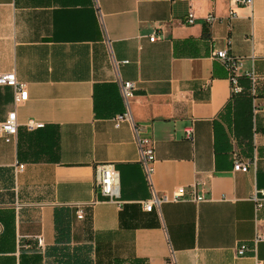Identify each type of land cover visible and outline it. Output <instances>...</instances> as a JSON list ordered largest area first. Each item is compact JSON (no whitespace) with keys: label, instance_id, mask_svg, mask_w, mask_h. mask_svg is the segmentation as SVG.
Returning a JSON list of instances; mask_svg holds the SVG:
<instances>
[{"label":"crops","instance_id":"obj_1","mask_svg":"<svg viewBox=\"0 0 264 264\" xmlns=\"http://www.w3.org/2000/svg\"><path fill=\"white\" fill-rule=\"evenodd\" d=\"M96 2L0 0V73L27 90L14 106L0 85V121L14 110L17 123L0 138V264H162L169 251L176 264H264V240L250 250L264 202L255 211L249 200L264 189V0ZM223 48L257 75L253 94L244 75L247 93L229 94L210 57ZM118 79L134 83L129 114L151 139L156 196L182 186L203 201L142 209L149 188L131 127L113 125ZM29 118L43 126L26 131ZM234 158L254 159L253 169L233 171ZM108 162L112 201L93 188L94 165ZM241 243L248 250L235 257Z\"/></svg>","mask_w":264,"mask_h":264},{"label":"built area","instance_id":"obj_2","mask_svg":"<svg viewBox=\"0 0 264 264\" xmlns=\"http://www.w3.org/2000/svg\"><path fill=\"white\" fill-rule=\"evenodd\" d=\"M237 3L250 5L251 0H235ZM93 6L97 7L96 0H92ZM98 16L100 14L97 11ZM193 14L189 11L184 17L183 21L187 24L192 23ZM204 21L209 24L214 16L212 14H207ZM159 36L156 33H151L148 35L147 39L149 42L156 40ZM228 42V41H226ZM210 57L213 60L218 61L224 67L227 72V80L229 84V94L235 95L243 91V87L238 83V78L242 75L246 76L249 81V86L247 88L250 94L254 93V83L257 80V75L253 71L243 72L242 69V58L232 56L227 53L225 48L215 49L210 52ZM127 62L126 60L121 61V63ZM0 85L9 86L12 90V104L14 106L19 105L27 98V90L23 82L17 81L13 71L0 73ZM117 87L122 100L123 110L117 113L113 117V125L117 127L120 123L126 122L130 125L133 140L137 149V161L143 173L146 184L149 188V196L147 199L142 201V209L144 211H150L152 208L158 209L159 204L162 202H178L185 199H190L194 202L203 201V197L195 195L194 190L190 189L186 196V191L184 187L178 186L174 188L169 195L163 194L161 196H156L153 185H152V173H153V146L150 137L144 136L141 133V129L136 125L129 114L128 100L132 97V92L134 89V83L129 80H117ZM16 118L14 110L7 113L6 117L0 121V138L4 141H9L10 137L14 136L16 133ZM43 126L42 122L36 121L34 119H27L23 123V127L26 131H31ZM183 137L185 139H191L192 129L190 126H186L182 129ZM18 168L22 165L18 164ZM254 159L241 161L239 158H234L232 160V170L246 172L249 168L253 169ZM93 188L94 191L99 193L101 196L112 201L118 196L117 192V171L113 163H99L95 164L93 167ZM249 200L253 202L254 210H258L264 202V189H254L249 195ZM76 216L81 217V211L77 210ZM264 240V234L256 232L252 238V246L250 250L255 252V245L258 241ZM36 243L38 246H42V239L36 236ZM248 250L247 245L241 243L234 248L233 254L235 257L242 256L245 251ZM162 264H176L172 251H169L167 259ZM256 264H260L256 262Z\"/></svg>","mask_w":264,"mask_h":264},{"label":"trees","instance_id":"obj_3","mask_svg":"<svg viewBox=\"0 0 264 264\" xmlns=\"http://www.w3.org/2000/svg\"><path fill=\"white\" fill-rule=\"evenodd\" d=\"M247 91H248V90H247ZM247 91H243L244 93H243V92H242V93H243V94H246V93H247Z\"/></svg>","mask_w":264,"mask_h":264}]
</instances>
